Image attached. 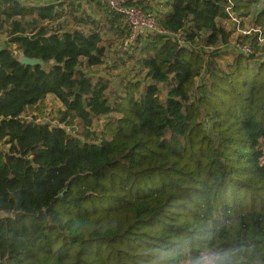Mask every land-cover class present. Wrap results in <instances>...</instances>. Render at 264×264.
I'll list each match as a JSON object with an SVG mask.
<instances>
[{"label": "trees", "instance_id": "trees-1", "mask_svg": "<svg viewBox=\"0 0 264 264\" xmlns=\"http://www.w3.org/2000/svg\"><path fill=\"white\" fill-rule=\"evenodd\" d=\"M74 1L0 0V264H264V59L208 51L229 44L223 8L254 0L133 3L166 34L131 44L145 83L113 100L80 70L102 63L99 31L51 27L84 23ZM48 95L58 125L28 119Z\"/></svg>", "mask_w": 264, "mask_h": 264}, {"label": "rangeland", "instance_id": "rangeland-1", "mask_svg": "<svg viewBox=\"0 0 264 264\" xmlns=\"http://www.w3.org/2000/svg\"><path fill=\"white\" fill-rule=\"evenodd\" d=\"M20 4L28 7H41L46 6L48 4H44L39 1L34 0H18ZM231 0H227L229 4ZM74 2L79 3V11L75 13V19H82L84 23H77L71 16L63 17L59 21L56 22L55 25H51V27H57L59 24L64 25L65 29L73 30L78 29L82 31L84 34H88L91 31H99V35L101 37V46L105 50V56L102 60V63L95 67L86 68L81 66L80 70L82 73L90 78L93 82L98 79H104L108 82V90L107 93L111 100L114 99V96L122 94V87L126 82H136L140 81L141 83H145L144 77L140 74V70L138 65L132 60H128L127 56L133 53L134 46L128 45L129 47L125 50L123 49V42L126 38H121L114 30L115 28L109 29L107 25H104V17L106 12L104 8L99 9L98 7H94L92 4L87 3L86 0H76ZM164 0H153L151 3L152 14L158 13L162 11V5ZM65 5V1L57 2V0L50 5H54L55 7H59V5ZM65 8V7H64ZM264 8V0H254L253 5L248 11L247 15H244L243 10L236 11L235 15H242L243 23L246 26H252L253 21L256 15ZM63 9V7H62ZM62 23V24H61ZM223 26L227 31H229L230 38L229 44L227 46L217 44L213 48H208V51L216 50L219 54V58H216L214 61L219 63L220 65H224L227 62H230L231 57L233 55L242 54L240 49L244 44V41H240L237 34L233 33L231 30L230 22L228 19L222 21ZM8 30V25H5L2 30H0V45L6 39V33ZM143 41L140 39L139 43ZM251 45L250 51L251 54L255 57V59L261 60L264 59V48L261 46H254V41H246ZM136 42V46L139 44ZM215 51V52H216ZM128 52V53H127ZM243 55V54H242ZM246 56V54H244ZM250 55V54H249ZM147 82V81H146ZM62 105L60 102L51 95H48L44 101V103L40 106V109L37 113H30L28 119L35 121L37 123L43 124H52L58 125V120L60 117L59 112L62 111ZM68 131L71 133L72 129L68 128Z\"/></svg>", "mask_w": 264, "mask_h": 264}, {"label": "built area", "instance_id": "built-area-1", "mask_svg": "<svg viewBox=\"0 0 264 264\" xmlns=\"http://www.w3.org/2000/svg\"><path fill=\"white\" fill-rule=\"evenodd\" d=\"M44 4H53L56 0H34ZM66 2L69 0H57V2ZM139 0H103L108 12L118 15L121 19L122 27L127 31V39L123 42V49H127L132 43L140 39H146L149 36L165 35L166 32L162 31L156 23L155 17L145 15L139 8L132 6L133 3ZM231 2V1H230ZM229 2L228 5H231ZM224 13L227 15V19L230 22L231 30L237 34L239 40L244 44L240 51L242 54H251V45L246 41H254L257 46L264 48V33L262 30L255 26H246L243 23L242 15H235L236 13L231 10L230 7L223 8ZM178 38L179 35H171ZM129 45V46H128Z\"/></svg>", "mask_w": 264, "mask_h": 264}, {"label": "water", "instance_id": "water-1", "mask_svg": "<svg viewBox=\"0 0 264 264\" xmlns=\"http://www.w3.org/2000/svg\"><path fill=\"white\" fill-rule=\"evenodd\" d=\"M20 64L22 65H27V66H39L43 65V63L40 60L36 59H28L23 56L20 57L19 61Z\"/></svg>", "mask_w": 264, "mask_h": 264}, {"label": "crops", "instance_id": "crops-1", "mask_svg": "<svg viewBox=\"0 0 264 264\" xmlns=\"http://www.w3.org/2000/svg\"><path fill=\"white\" fill-rule=\"evenodd\" d=\"M70 1V0H69ZM67 3H68V1H67ZM67 3H65V4H67ZM64 4V3H63Z\"/></svg>", "mask_w": 264, "mask_h": 264}, {"label": "clouds", "instance_id": "clouds-1", "mask_svg": "<svg viewBox=\"0 0 264 264\" xmlns=\"http://www.w3.org/2000/svg\"><path fill=\"white\" fill-rule=\"evenodd\" d=\"M194 264H196V262H194Z\"/></svg>", "mask_w": 264, "mask_h": 264}]
</instances>
